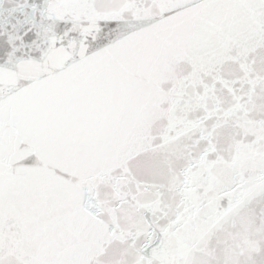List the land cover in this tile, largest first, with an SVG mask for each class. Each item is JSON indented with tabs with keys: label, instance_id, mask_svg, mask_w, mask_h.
<instances>
[{
	"label": "snow or ice",
	"instance_id": "1",
	"mask_svg": "<svg viewBox=\"0 0 264 264\" xmlns=\"http://www.w3.org/2000/svg\"><path fill=\"white\" fill-rule=\"evenodd\" d=\"M0 264H264V0H0Z\"/></svg>",
	"mask_w": 264,
	"mask_h": 264
}]
</instances>
